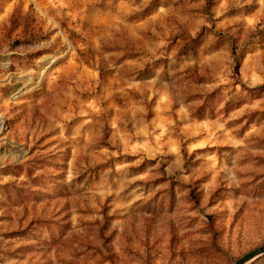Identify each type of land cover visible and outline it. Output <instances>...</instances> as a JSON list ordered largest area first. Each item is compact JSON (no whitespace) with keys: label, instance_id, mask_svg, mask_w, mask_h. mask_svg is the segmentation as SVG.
Listing matches in <instances>:
<instances>
[{"label":"rangeland","instance_id":"1","mask_svg":"<svg viewBox=\"0 0 264 264\" xmlns=\"http://www.w3.org/2000/svg\"><path fill=\"white\" fill-rule=\"evenodd\" d=\"M262 244L264 0H0V264Z\"/></svg>","mask_w":264,"mask_h":264},{"label":"water","instance_id":"2","mask_svg":"<svg viewBox=\"0 0 264 264\" xmlns=\"http://www.w3.org/2000/svg\"><path fill=\"white\" fill-rule=\"evenodd\" d=\"M264 255V244L259 245L235 259L232 264H250L256 258Z\"/></svg>","mask_w":264,"mask_h":264},{"label":"trees","instance_id":"3","mask_svg":"<svg viewBox=\"0 0 264 264\" xmlns=\"http://www.w3.org/2000/svg\"><path fill=\"white\" fill-rule=\"evenodd\" d=\"M233 51H232V53L234 54V49H232Z\"/></svg>","mask_w":264,"mask_h":264}]
</instances>
